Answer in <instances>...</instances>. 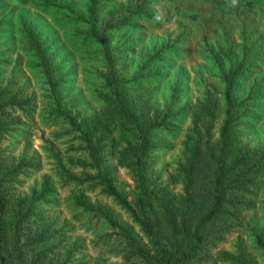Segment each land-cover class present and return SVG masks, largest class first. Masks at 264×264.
<instances>
[{"label": "rangeland", "instance_id": "374dc122", "mask_svg": "<svg viewBox=\"0 0 264 264\" xmlns=\"http://www.w3.org/2000/svg\"><path fill=\"white\" fill-rule=\"evenodd\" d=\"M37 1L0 0V103L28 99L22 108L1 110L2 117L18 124L5 134L0 147L6 149L8 164L21 165L4 191L10 205L22 198L26 207L32 206L27 227L47 228L52 240L69 251L70 264H121L105 243H117L105 235L111 232L106 222L84 208L85 202L98 206L142 237L129 213L89 178L98 174L89 155L98 133L89 138L86 134L93 115L99 123L109 119L104 117L113 86L108 79L122 82L134 110L145 106V121L154 111L161 119L174 102L171 131L153 132L161 147L154 146L147 159L150 171L180 193L179 165L197 141H216L226 119L221 68L227 69L230 61L218 55L219 49L232 50V57L240 60L245 34L252 51L233 85L234 133L262 168L250 188L251 209L243 211L223 236L214 237L210 261L240 264L237 255L242 251L251 264H263L254 235L264 241V0H236L235 4L232 0H156L144 14H128L127 23L118 30L97 24L101 35L97 43L84 38L88 25L77 20L78 15L89 19V0H56L49 8ZM134 1L98 0L96 18L104 21L111 17V9L123 10ZM26 29L38 35L45 47L43 58L53 71L58 103L39 58L26 43ZM202 104L214 115L208 138L209 115L199 111ZM106 121L100 167H110L114 184L133 202L137 190L132 162L118 161L129 139L118 123ZM196 128L201 137L193 135Z\"/></svg>", "mask_w": 264, "mask_h": 264}, {"label": "trees", "instance_id": "16d2710c", "mask_svg": "<svg viewBox=\"0 0 264 264\" xmlns=\"http://www.w3.org/2000/svg\"><path fill=\"white\" fill-rule=\"evenodd\" d=\"M154 1L156 0H135L123 10L111 9V17L99 21L95 15L98 0H89V19L78 15L77 20L88 25L84 38L97 43L101 40L100 33L96 32L97 24H104L103 27L106 29L118 30L119 26L127 23L128 14H144L146 7ZM37 2H42L44 8L56 5V0ZM114 19L116 21L112 24ZM25 32L26 43L39 58V66L46 83L58 103L53 71L43 58L45 47L39 41L38 35L33 34L30 29H26ZM246 37L244 34L241 49L243 56L240 60L232 57V50L219 49L218 55L230 61L227 69L221 68L222 81L226 86L224 93L226 119L216 141L213 143L208 139L204 142L197 141L185 163L179 165L178 174L182 178L180 193H175L169 184L159 180V174L150 171L147 159L149 151L154 149V146L161 147L152 138L153 132L171 131L173 122L169 114L174 102L171 101L161 119H158V112L154 111L151 119L145 121V106L140 107L138 111L134 110L130 102L132 98L128 90L122 86V82L115 77L108 79L113 86L110 96L106 98L104 117H109L106 119L109 123H118L123 136L129 139L118 153V161L132 162L137 193L133 202L129 201L125 193L114 184L110 167L106 165L100 167L103 156L102 141L108 135V127L104 126L106 120L99 123L95 115L91 118L86 136L89 138L93 133H98L96 144L90 148L89 153L98 174L89 178L97 180L101 190L129 213L142 237H139L132 227L118 221L110 212L87 202L84 203V208L100 215L106 222L107 231L111 232H106L105 235L111 238L113 236L117 243L111 244L109 240L105 243L111 246L115 256L121 258V264H215L210 261V243L217 235L223 236L243 211L251 209V205L247 203L254 195L250 188L254 186L255 178L262 167L259 160L253 157V152L237 139L232 111L235 108L233 85L241 78L248 62L246 59L252 51ZM27 102L28 99L23 101L9 99L0 103V143L5 134L18 124L16 120L2 117L1 110L6 106L22 108ZM198 109L209 115L205 131L208 138L214 115L205 104L200 105ZM193 131L196 133L193 135H199L197 128ZM5 151L4 147H0V264H70L69 251H63V245L52 240L47 228L27 227L31 205L26 207L22 198L10 205L4 187L18 174L21 165L8 164ZM143 237L145 241L142 240ZM254 240L263 252L264 264V241L259 234L254 235ZM221 254L228 257L227 252L220 251L219 255ZM237 259L240 264H251L242 251L238 253Z\"/></svg>", "mask_w": 264, "mask_h": 264}, {"label": "clouds", "instance_id": "9594fccd", "mask_svg": "<svg viewBox=\"0 0 264 264\" xmlns=\"http://www.w3.org/2000/svg\"><path fill=\"white\" fill-rule=\"evenodd\" d=\"M232 2H233V4H235L236 3V0H232Z\"/></svg>", "mask_w": 264, "mask_h": 264}]
</instances>
